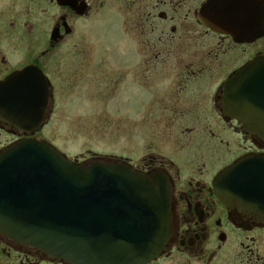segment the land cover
I'll use <instances>...</instances> for the list:
<instances>
[{
	"label": "flooded vegetation",
	"instance_id": "af4514ba",
	"mask_svg": "<svg viewBox=\"0 0 264 264\" xmlns=\"http://www.w3.org/2000/svg\"><path fill=\"white\" fill-rule=\"evenodd\" d=\"M208 1L0 0V84L32 68L42 74L47 89L43 120L37 123L31 118L24 130L13 119L23 111L32 113L30 84L35 78L17 77L15 92L6 103L10 106L5 108L8 115H13L12 120L0 116V151L30 139L53 145L44 132L61 85L76 76L83 78L84 72L90 71L84 70V62L86 67H94L95 74L100 73L99 45L96 49L89 41L97 38L92 26L105 11L118 19L111 32L108 65L102 69L108 71L112 93L129 100L127 106L138 99L139 111L146 109L148 96H153L156 105L158 98L168 94L174 105L161 109L179 118L189 114L187 106L196 98V109L213 115V123L184 127L182 133H196L198 139L192 143L181 141L188 144L178 148L174 141L156 142L157 147L164 145L159 152L152 141L140 150L143 152L137 160L133 161L131 150L123 158L133 170L150 178L164 176L170 187L172 217L165 250L147 264H168V260L170 264H217L218 253L231 233L242 237L264 230V220H255L237 205L228 207L214 187L217 176L241 158L264 156V138L227 114L223 102L226 80L249 60L264 55V49L259 48L244 54L245 47L260 44L264 35L239 43L229 34L211 29L199 14ZM213 1L264 4V0ZM154 34L156 43L147 38ZM208 36L214 43L205 40ZM196 39L205 40L199 50H195ZM149 65L155 78L151 82ZM26 98L29 107L21 108ZM1 105L3 108V102ZM250 239L254 242L255 237ZM239 246L246 251L235 252L234 263L264 264V254L242 241ZM0 264L72 263L0 232Z\"/></svg>",
	"mask_w": 264,
	"mask_h": 264
},
{
	"label": "water",
	"instance_id": "95a60500",
	"mask_svg": "<svg viewBox=\"0 0 264 264\" xmlns=\"http://www.w3.org/2000/svg\"><path fill=\"white\" fill-rule=\"evenodd\" d=\"M199 14L208 27L239 43L264 35L262 3L210 0ZM22 76L35 78L32 113L13 119L26 130L28 120L44 118L47 89L38 70L23 69L0 84V116L12 120L6 103ZM223 92L224 111L264 138V55L235 71ZM20 107H29L27 98ZM214 187L228 207L264 220V156L241 158L217 176ZM171 217L164 176L150 178L125 161L80 163L33 139L0 151V232L49 256L72 264H146L165 250Z\"/></svg>",
	"mask_w": 264,
	"mask_h": 264
},
{
	"label": "rangeland",
	"instance_id": "374dc122",
	"mask_svg": "<svg viewBox=\"0 0 264 264\" xmlns=\"http://www.w3.org/2000/svg\"><path fill=\"white\" fill-rule=\"evenodd\" d=\"M117 23V17L109 14L108 11L100 13L92 26L97 38L89 41L90 44L95 45L96 49L99 45L100 73L95 74L94 67L91 65L86 67L84 62V70L90 68V71L84 72L83 78L76 76L68 79L66 84H62L59 94L51 105V118L44 135L52 141L55 148L79 162H88L93 159L117 161L118 157L122 159L128 157L130 150V156L134 161L143 152L140 150L150 142L153 144L152 141H155L153 145L159 152L163 151L164 145L157 147L156 142L174 141L180 148L181 145L188 144L181 141L188 140L192 143L198 139L196 133H182L184 127H194L195 124L203 127V122L213 123V115L203 112V109H196V98H193L194 106L192 104L187 106L186 110L189 114L179 118V116L165 114L161 109L163 105H174L168 94L155 101L157 108L153 105V96H148L146 109L139 111L138 99H134L127 106L129 100L126 101L123 97L121 99L118 92L115 95L110 91L108 71H102V69L103 66L108 65L111 32ZM113 33L116 34L115 31ZM156 35H147V38L156 43ZM201 40H195V50L201 49L199 45L202 42L205 43V40L210 44L214 43V39L209 36ZM263 44L264 40L258 45L245 47L244 54L249 55L258 48L264 49ZM169 64L172 65L171 62ZM148 72L149 81H154V73L150 65ZM57 85L60 86V84ZM252 236L255 237L254 242L250 239ZM240 241L264 254V230L245 233L242 237L231 233L228 242L218 253L217 264L222 262L238 264L234 263L235 252L246 251L245 247L239 246ZM168 264H170L169 260Z\"/></svg>",
	"mask_w": 264,
	"mask_h": 264
}]
</instances>
